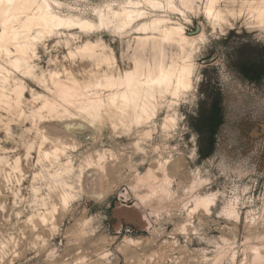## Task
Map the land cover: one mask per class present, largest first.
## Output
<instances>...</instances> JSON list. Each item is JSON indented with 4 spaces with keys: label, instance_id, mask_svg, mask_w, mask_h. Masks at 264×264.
<instances>
[{
    "label": "rangeland",
    "instance_id": "374dc122",
    "mask_svg": "<svg viewBox=\"0 0 264 264\" xmlns=\"http://www.w3.org/2000/svg\"><path fill=\"white\" fill-rule=\"evenodd\" d=\"M58 1L62 15L95 27L45 34L31 59L45 86L23 77L0 96V264H264L259 0H173L179 10L133 0L142 15L122 30L98 27L96 11L127 0ZM158 16L204 42H164L157 54L138 38L159 32L135 27ZM85 42L91 55L77 51ZM188 53L190 86L141 90L138 102L150 103L141 121L110 110L91 121L59 101L57 79L106 103L124 87L85 86L139 59L145 72L159 61L178 68Z\"/></svg>",
    "mask_w": 264,
    "mask_h": 264
},
{
    "label": "bare ground",
    "instance_id": "6f19581e",
    "mask_svg": "<svg viewBox=\"0 0 264 264\" xmlns=\"http://www.w3.org/2000/svg\"><path fill=\"white\" fill-rule=\"evenodd\" d=\"M144 1L153 8L161 7L159 0ZM165 2L168 8L179 10L173 0H165ZM184 2L187 5H191L192 0H184ZM253 3L255 2L252 1L250 4ZM61 5L62 3L58 0H16L14 6H10L7 0L0 2V56L4 60L3 62L0 61V86L2 92L0 96H5V86L9 84V81L12 83V91L21 90L24 83L23 77L36 78L40 85L45 86L44 74L41 73V75L37 76L34 73L35 65L31 61L32 57L37 53V42L42 40L45 34L56 32L62 27L75 26V28L82 30H90L95 27L90 20L79 18L75 15H62L59 9ZM253 7L258 11L259 15H264V0H259ZM96 14L98 27L112 26L117 30H122L130 27L142 15V12L139 9L138 2L127 0L125 5H122L119 10L109 7L106 12L96 11ZM168 20L159 16L153 17L147 22H143L140 25L137 24L135 27L142 33L147 29L159 32V36L151 35L138 38L142 45L150 42L159 55L163 54L162 43L164 42H176L180 44L183 50L184 45L194 41L193 38L182 35L180 27H167L165 23ZM93 49L94 46L89 42L77 47L78 52L90 55L93 53ZM186 61L188 62L183 63L178 68H174L173 60L170 65L159 61L157 62V72H145L143 70V62L139 59L135 63L134 69L125 71L122 76H117L116 78L107 76L89 86H85L88 89V87L122 85L124 87L123 91L107 94L106 103L101 100L98 94L86 96L82 93L80 87L77 88L75 84L73 86L62 85L60 80L57 79L58 94L61 98L59 101L63 104L78 103L82 116L89 118L91 121L98 119L103 110H110L119 112L121 116H128L131 120L138 122L148 116L146 108L150 105L148 100L138 102L137 97L140 95L141 90L145 91V97H147L150 89L161 90L164 88L163 90L169 91L171 86V92L175 95L181 89H186L190 86L192 73L190 53L186 55ZM9 68L11 71H9ZM53 75L55 73H52ZM172 78H174V81ZM40 98L43 99V107L50 106V108H53L56 106V102H49L43 94H40ZM200 200L203 207L209 211L210 200L207 198Z\"/></svg>",
    "mask_w": 264,
    "mask_h": 264
},
{
    "label": "snow or ice",
    "instance_id": "6c2138e0",
    "mask_svg": "<svg viewBox=\"0 0 264 264\" xmlns=\"http://www.w3.org/2000/svg\"><path fill=\"white\" fill-rule=\"evenodd\" d=\"M0 2H3V0H0ZM7 3L10 5V6H14L15 3H16V0H7ZM210 7L213 6L211 3L209 5ZM209 15L211 16V13H209ZM261 29H262V32H261V39L264 40V24H261L260 25ZM204 42V38L202 37L200 39V41H193V48H195L198 43H203Z\"/></svg>",
    "mask_w": 264,
    "mask_h": 264
}]
</instances>
